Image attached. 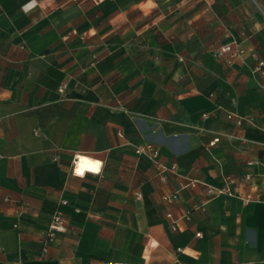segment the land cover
<instances>
[{"label": "crops", "instance_id": "obj_1", "mask_svg": "<svg viewBox=\"0 0 264 264\" xmlns=\"http://www.w3.org/2000/svg\"><path fill=\"white\" fill-rule=\"evenodd\" d=\"M146 3L0 0V264H264V0Z\"/></svg>", "mask_w": 264, "mask_h": 264}, {"label": "built area", "instance_id": "obj_2", "mask_svg": "<svg viewBox=\"0 0 264 264\" xmlns=\"http://www.w3.org/2000/svg\"><path fill=\"white\" fill-rule=\"evenodd\" d=\"M94 1L98 3V2H101L104 0H94ZM244 52H245L244 49L239 47L238 44L235 42L220 45L219 47L212 50V54L214 57L219 58V59H223L227 64H230L233 61H235L236 59L240 58L244 54ZM257 67L258 68L264 67V62L257 61ZM202 116L207 117V114H202ZM227 117L229 119H234L237 124H240V122H241L240 119H238L233 114H228ZM216 142H217V139H213L211 142L208 143V146H213ZM135 153L138 155H144V156L148 157L150 160L155 162L157 157H158L159 150L155 146L154 143L145 142V143L135 147ZM78 164H79V156L75 155L74 161H73V166H74L73 173L75 175H80L76 171V167L78 166ZM175 169H176L175 164H173L169 168L170 171H174ZM194 184H195L194 182H189V183L185 184L184 187L194 186ZM220 192H225L227 194H230L227 189L224 191H220ZM136 196L138 197L139 195L136 194ZM174 198H175V196L163 197V199L166 201H171ZM249 199H250L249 196L245 197V200H249ZM62 204H66V201H62ZM167 217L171 218L170 215H167ZM14 227H17V225H15ZM171 227L173 230H177V226L174 222H172ZM63 228H64V219L62 218V216L59 213H54L51 216V219H50V222L48 223L47 229L43 235V238L41 239L43 252H46L48 247L55 241L56 232L61 231ZM196 236L199 237L200 233H196ZM180 252H181L180 248H177L175 250V253H180ZM96 264H119V263H113V262H108V261H98ZM172 264H195V263H182L179 261V259L175 258Z\"/></svg>", "mask_w": 264, "mask_h": 264}, {"label": "bare ground", "instance_id": "obj_3", "mask_svg": "<svg viewBox=\"0 0 264 264\" xmlns=\"http://www.w3.org/2000/svg\"><path fill=\"white\" fill-rule=\"evenodd\" d=\"M97 162H92L85 157H79V164L76 167L77 173L83 175L86 171H92V169L96 166Z\"/></svg>", "mask_w": 264, "mask_h": 264}, {"label": "clouds", "instance_id": "obj_4", "mask_svg": "<svg viewBox=\"0 0 264 264\" xmlns=\"http://www.w3.org/2000/svg\"><path fill=\"white\" fill-rule=\"evenodd\" d=\"M35 4V0H33V6ZM142 8H154L156 7L154 0H147V3L145 5L141 6ZM100 169V162H97L96 166L92 169V171H99Z\"/></svg>", "mask_w": 264, "mask_h": 264}]
</instances>
